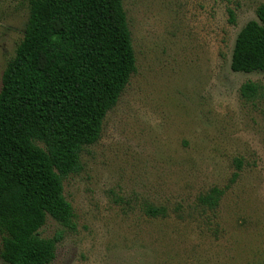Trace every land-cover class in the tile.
Returning <instances> with one entry per match:
<instances>
[{"label": "rangeland", "instance_id": "rangeland-1", "mask_svg": "<svg viewBox=\"0 0 264 264\" xmlns=\"http://www.w3.org/2000/svg\"><path fill=\"white\" fill-rule=\"evenodd\" d=\"M259 4L123 0L136 71L63 182L73 227L48 217L40 230L61 237L51 264H264V100L239 96L264 72L230 69ZM27 17L28 0H0V74ZM213 187L224 194L211 211L197 198Z\"/></svg>", "mask_w": 264, "mask_h": 264}, {"label": "trees", "instance_id": "trees-1", "mask_svg": "<svg viewBox=\"0 0 264 264\" xmlns=\"http://www.w3.org/2000/svg\"><path fill=\"white\" fill-rule=\"evenodd\" d=\"M255 14L236 36L234 73L264 72V4ZM228 15L233 24L231 9ZM22 32L0 74V259L51 264L61 237L40 230L48 217L73 227L63 182L80 173L82 152L100 140L136 59L123 0H28ZM239 96L264 100V87L247 81ZM223 194L213 187L198 205L213 211ZM145 213L165 216L166 209L147 206Z\"/></svg>", "mask_w": 264, "mask_h": 264}]
</instances>
